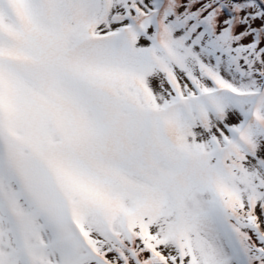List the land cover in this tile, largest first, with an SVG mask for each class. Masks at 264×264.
Segmentation results:
<instances>
[{"label":"snow or ice","instance_id":"snow-or-ice-1","mask_svg":"<svg viewBox=\"0 0 264 264\" xmlns=\"http://www.w3.org/2000/svg\"><path fill=\"white\" fill-rule=\"evenodd\" d=\"M0 264H264V0H0Z\"/></svg>","mask_w":264,"mask_h":264}]
</instances>
